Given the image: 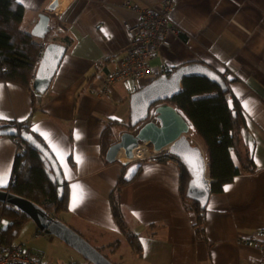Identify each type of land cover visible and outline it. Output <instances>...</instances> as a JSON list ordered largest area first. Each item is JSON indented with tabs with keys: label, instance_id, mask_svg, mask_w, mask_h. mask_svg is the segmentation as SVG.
Listing matches in <instances>:
<instances>
[{
	"label": "crops",
	"instance_id": "obj_1",
	"mask_svg": "<svg viewBox=\"0 0 264 264\" xmlns=\"http://www.w3.org/2000/svg\"><path fill=\"white\" fill-rule=\"evenodd\" d=\"M16 1L25 9V32L31 33L40 14H48L52 42L46 45L67 47L44 95L0 82V125L29 122L67 183L68 210L56 218L97 249L115 253L113 259L107 256L114 264L124 262L128 248L132 264H262L255 239H264V0H174L167 43L151 61L161 74L202 63L229 79L228 102L241 119L231 154L241 173L220 191H211L202 209L203 224L193 202L183 195L181 165L168 150L124 166L109 163L102 148L107 127L119 123L117 141L127 131L131 95L147 85L119 81L108 100L101 96L102 80L129 55L126 26L140 21L138 10L161 9L164 0H59L55 10L50 7L56 0ZM193 129L207 159V177L215 183L208 174L207 148ZM19 152L17 138L0 137V174H7L0 189L11 183ZM113 197L135 245L114 217ZM11 225V220L0 219L1 231ZM37 230L26 220L13 243L25 245L43 264H91L71 255L66 249L71 247L63 248V259L52 250V237H33Z\"/></svg>",
	"mask_w": 264,
	"mask_h": 264
},
{
	"label": "trees",
	"instance_id": "obj_2",
	"mask_svg": "<svg viewBox=\"0 0 264 264\" xmlns=\"http://www.w3.org/2000/svg\"><path fill=\"white\" fill-rule=\"evenodd\" d=\"M24 16L25 9L16 0H0V82L23 86L36 96L33 81L42 46L30 33L23 31ZM226 96L227 94L217 85L205 78L194 76L184 81V90L180 95L163 102L179 109L187 116L195 127V136L207 148L208 174L216 180L211 187L212 192L220 191L225 183L241 173L235 166L231 154L236 147L241 119H239V113L237 114V107L232 109ZM234 113L237 116H234ZM118 125L119 123H114L112 127H107L104 131L102 136L104 153L116 143L115 127ZM125 127L127 131L134 130L130 125ZM1 128L17 129L21 134L31 135L44 144L41 137L31 130L29 122L25 124L9 122L0 125ZM19 149L20 152L14 163L13 178L5 190L31 200L55 218L59 217L61 213L68 210L67 183L64 182L65 190L63 198L60 199L56 186L46 175L38 150L24 139H20ZM171 158L181 165L183 195L188 202H193L200 215L199 223L203 224L204 210L200 209L198 202L186 196L190 175L178 159ZM112 200L114 217L120 230L124 232L128 241L135 245L136 237L124 224L118 200L116 197ZM0 219L12 221V225L0 233V242L4 245H12L21 226L29 218L24 213L16 212L12 207L0 202ZM40 259L42 260L41 257Z\"/></svg>",
	"mask_w": 264,
	"mask_h": 264
},
{
	"label": "water",
	"instance_id": "obj_3",
	"mask_svg": "<svg viewBox=\"0 0 264 264\" xmlns=\"http://www.w3.org/2000/svg\"><path fill=\"white\" fill-rule=\"evenodd\" d=\"M58 5L59 0H56L50 9L55 10ZM50 21L48 14H40L39 22L31 31V35L40 40L46 39L50 33ZM66 53L67 47L55 42L45 47L33 81V89L37 94L44 95L48 91ZM194 76L209 80L226 94L230 90L227 81L219 72L202 63L184 65L170 76H160L131 95L130 127L134 132L122 133L119 141L108 148L106 160L109 163L119 162L128 166L135 161L134 151L141 144H146L157 152L168 150L172 157L185 166L190 175L188 199L198 202L201 209H205L214 181L207 177V159L203 151L193 144L190 137L191 132H194L193 124L177 108L161 104L180 95L184 81ZM234 116L237 114L234 113ZM2 136L24 139L38 150L46 175L56 186L62 199L65 190L64 178L51 151L31 135L21 134L14 128H1L0 137ZM0 202L24 213L39 230L58 238L91 264H114L74 229L54 218L31 200L0 189Z\"/></svg>",
	"mask_w": 264,
	"mask_h": 264
},
{
	"label": "built area",
	"instance_id": "obj_4",
	"mask_svg": "<svg viewBox=\"0 0 264 264\" xmlns=\"http://www.w3.org/2000/svg\"><path fill=\"white\" fill-rule=\"evenodd\" d=\"M173 6L174 0H164L161 9L138 10L140 21L126 26L130 41L129 55L117 69L104 76L102 97L110 100L114 86L119 81L131 79L137 84L145 85L161 74L159 69L151 65V61L160 56L163 46L167 43L170 32L169 15ZM136 151L147 152L146 155L136 158L141 160L150 159L159 154L146 144L139 146ZM45 236L44 231L38 229L35 232L36 238ZM255 240V247L262 253V264H264V239ZM0 264H42V260L23 244L4 245L0 242Z\"/></svg>",
	"mask_w": 264,
	"mask_h": 264
},
{
	"label": "rangeland",
	"instance_id": "obj_5",
	"mask_svg": "<svg viewBox=\"0 0 264 264\" xmlns=\"http://www.w3.org/2000/svg\"><path fill=\"white\" fill-rule=\"evenodd\" d=\"M23 29V28H22ZM24 31V30H23ZM127 126V125H126ZM190 136H191V134H190ZM193 141V144H196L197 142L195 141V139H193L192 140ZM196 142V143H195ZM6 224L4 223L3 224V226H5ZM33 237L35 238V239H39V238H36L35 237V233H34V235H33ZM48 237H52L53 239H54V241H55V243H56V245H52V250H54L55 252H56V254H60L62 257H63V259H65V257H64V255H63V253H64V250H63V248H65V247H69V246H67L66 244H62L63 242L61 241V240H59L58 238H56V237H53V236H49L48 235ZM44 238V237H43ZM38 245L40 246V245H42V246H44V247H47V245L45 244V242L43 241V240H38ZM49 245H51V244H49ZM61 246H64V247H61ZM96 248V247H95ZM66 249H68V251H69V253L71 254V255H74L76 258L78 257V258H80V259H83L84 257L83 256H81L78 252H76L75 250H73L72 248H66ZM48 250H49V248H48ZM99 250V249H98ZM122 250H124V248L122 249ZM126 250L127 249H125L124 251H123V255H124V262H120L119 260L117 261V263L118 264H132V257H131V255H133V254H131L132 253V251L128 248V251L126 252ZM50 251V250H49ZM100 252L102 251L103 252V254L104 255H106V256H109L111 259H113V256H114V254L115 253H111V251L110 250H99ZM101 252V253H102ZM120 255L122 254V253H119ZM126 255V256H125ZM129 255V256H128Z\"/></svg>",
	"mask_w": 264,
	"mask_h": 264
},
{
	"label": "clouds",
	"instance_id": "obj_6",
	"mask_svg": "<svg viewBox=\"0 0 264 264\" xmlns=\"http://www.w3.org/2000/svg\"><path fill=\"white\" fill-rule=\"evenodd\" d=\"M30 34H31V33H30ZM50 34H51V28H50V33L47 35L46 39L41 40L42 43H44V44H42V52H41V54H40V56H39L38 65H39V62H40V60H41V56H42V54H43V51H44L45 47H46L47 45L51 44V43H49V44L46 45L45 42H47V41H48V42H52L51 39H49V38H50ZM34 38H35V37H34ZM35 39H36V38H35ZM174 71H175V70H174ZM174 71H171V70H170V71H167V73H165V74L170 76L172 73H174ZM165 74H160L157 78H159L160 76L165 75ZM221 75H222V74H221ZM222 76L224 77V79H225V80L227 81V83H228V82H229V81H228V80H229L228 77H227V76H224V75H222ZM157 78H156V79H157ZM154 80H155V79H154ZM152 81H153V80H152ZM152 81H151V82H152ZM151 82H149V83H151ZM149 83H148V84H149ZM148 84H147V85H148ZM147 85H145V86H147ZM228 85H229V83H228ZM145 86H142L141 88H143V87H145ZM183 90H184V85H183ZM229 93H230V90H229V92L227 93V96H226V97H227V100H228V98H229ZM161 104H167V103H161ZM169 105H170V104H169ZM178 110H179V109H178ZM181 113H183V112H181ZM183 114H184V113H183ZM186 117H187V116H186ZM188 120H189V119H188ZM189 121H190V120H189ZM190 122H191V121H190ZM191 123H192V122H191ZM192 130L194 131V129H192ZM133 131H134V130H133ZM128 132H131V131H128ZM190 137H191L192 140L194 139V138H193V137H194V132H191V136H190ZM17 139L20 141L19 138H17ZM195 143H196V142H195ZM141 145H143V144H141ZM141 145H140V146H141ZM195 145H197V144H195ZM197 146H198V145H197ZM149 147H150V146H149ZM151 148H152V147H151ZM136 149H137V148H136ZM136 149H135V150H136ZM162 152H163V151H162ZM162 152H159V154H161ZM134 153H135V151H134ZM159 154H158V155H159ZM134 155H135V154H134ZM134 157H135V156H134ZM135 160H136V158H135ZM54 218H55V217H54ZM56 219H57V218H56Z\"/></svg>",
	"mask_w": 264,
	"mask_h": 264
},
{
	"label": "snow or ice",
	"instance_id": "obj_7",
	"mask_svg": "<svg viewBox=\"0 0 264 264\" xmlns=\"http://www.w3.org/2000/svg\"><path fill=\"white\" fill-rule=\"evenodd\" d=\"M105 35H108V33L106 31H105ZM244 107L250 111L249 105L247 103H245ZM0 118H2V117H0ZM113 119H116V118L113 117ZM41 134L45 136V139H48V136L46 134H44V133H41ZM54 150H55V148H54ZM58 156H59V153H58ZM77 162L78 163L80 162L79 158H77ZM6 184H7V174L2 173V174H0V187L6 186ZM228 190H229V188L226 187L225 191H228ZM77 202H78L77 199L74 197L73 207H75ZM4 223L6 224V222H4Z\"/></svg>",
	"mask_w": 264,
	"mask_h": 264
},
{
	"label": "bare ground",
	"instance_id": "obj_8",
	"mask_svg": "<svg viewBox=\"0 0 264 264\" xmlns=\"http://www.w3.org/2000/svg\"><path fill=\"white\" fill-rule=\"evenodd\" d=\"M146 154H147V152H145V151H142V152L136 151L135 152V158H139V157L146 155Z\"/></svg>",
	"mask_w": 264,
	"mask_h": 264
}]
</instances>
